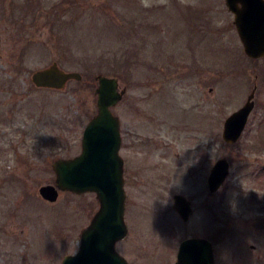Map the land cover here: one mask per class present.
<instances>
[{
	"label": "rangeland",
	"instance_id": "rangeland-1",
	"mask_svg": "<svg viewBox=\"0 0 264 264\" xmlns=\"http://www.w3.org/2000/svg\"><path fill=\"white\" fill-rule=\"evenodd\" d=\"M54 62L83 79L37 86L34 72ZM101 74L126 88L112 110L129 227L116 247L129 264H175L184 238L216 227L219 264H264V56L245 53L226 0H0V264H62L78 251L96 194L50 202L40 188L55 184L57 159L81 153ZM253 90L243 135L226 142V118ZM223 157L230 173L210 193ZM176 193L193 202L187 222Z\"/></svg>",
	"mask_w": 264,
	"mask_h": 264
},
{
	"label": "water",
	"instance_id": "water-1",
	"mask_svg": "<svg viewBox=\"0 0 264 264\" xmlns=\"http://www.w3.org/2000/svg\"><path fill=\"white\" fill-rule=\"evenodd\" d=\"M235 15V24L246 54L252 58L264 56V0H226ZM78 71H66L57 62L34 72L33 81L39 87L65 88L72 79L81 80ZM98 113L84 131L82 153L75 158L58 159L53 163L57 173L55 184L43 185L41 195L51 202L58 200L60 190L76 193L96 192L100 208L90 225L81 233L79 251L67 255L63 264H129L116 249L125 238L127 194L125 190L124 159L120 154L121 121L112 107L126 93L120 89L119 78L99 75ZM255 91L247 102L227 117L223 138L235 143L241 137L255 107ZM230 171L227 158L219 159L210 176L212 190L219 189ZM174 208L185 220L192 214L187 197L175 196ZM176 264H215L213 247L205 238H188L181 243Z\"/></svg>",
	"mask_w": 264,
	"mask_h": 264
},
{
	"label": "flooded vegetation",
	"instance_id": "flooded-vegetation-1",
	"mask_svg": "<svg viewBox=\"0 0 264 264\" xmlns=\"http://www.w3.org/2000/svg\"><path fill=\"white\" fill-rule=\"evenodd\" d=\"M123 147V146H122ZM125 159V158H124ZM217 162V161H216ZM216 162L214 163V166H212V169H213V167H215V164H216ZM125 167H126V162H125ZM212 169H211V172H212ZM125 170H126V168H125ZM200 169H198V171H199ZM210 170V169H209ZM211 172H210V174L208 175V180H207V184H208V188H209V190H210V193H214V192H217L218 190H212L211 189V187H210V176H211ZM178 194H180V195H183V196H185V197H187L186 195H184V194H182V193H176V194H174V204H175V196L176 195H178ZM187 199L190 201V204H191V207H192V214L191 215H193V213H194V205H193V202H192V200L190 199V198H188L187 197ZM174 204H173V208H174ZM175 209V208H174ZM176 212L179 214V216L185 221V222H187L190 218H191V215L189 216V218L187 219V220H185L184 218H183V216H181V214L176 210ZM213 227V226H212ZM212 227L210 228V229H212ZM212 231L213 232H211V234H209V235H201V231H200V234H197V235H193V236H189V237H200V238H205V239H208V240H210L211 241V243H212V247H213V252H214V256H215V264H219V262H220V260H219V250H218V248H219V244H220V239H221V241L223 240V238H222V235H223V231L222 232H220V231H218V229H217V227L215 228V229H212ZM199 232V231H198ZM219 235H221V236H219ZM186 238H188V237H186ZM186 238H184V239H186ZM183 239V240H184ZM182 240V241H183ZM181 243V242H180ZM253 247H255L254 245H253Z\"/></svg>",
	"mask_w": 264,
	"mask_h": 264
}]
</instances>
